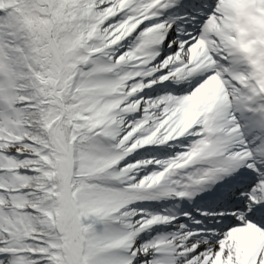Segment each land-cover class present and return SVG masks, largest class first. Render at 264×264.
I'll use <instances>...</instances> for the list:
<instances>
[{"label": "snow or ice", "instance_id": "6c2138e0", "mask_svg": "<svg viewBox=\"0 0 264 264\" xmlns=\"http://www.w3.org/2000/svg\"><path fill=\"white\" fill-rule=\"evenodd\" d=\"M0 264H264V0H0Z\"/></svg>", "mask_w": 264, "mask_h": 264}]
</instances>
